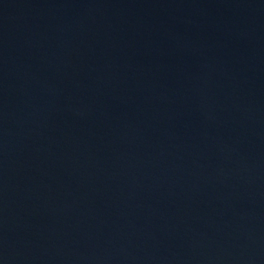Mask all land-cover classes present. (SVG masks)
I'll use <instances>...</instances> for the list:
<instances>
[{"label": "water", "instance_id": "95a60500", "mask_svg": "<svg viewBox=\"0 0 264 264\" xmlns=\"http://www.w3.org/2000/svg\"><path fill=\"white\" fill-rule=\"evenodd\" d=\"M0 264H264V0H0Z\"/></svg>", "mask_w": 264, "mask_h": 264}]
</instances>
